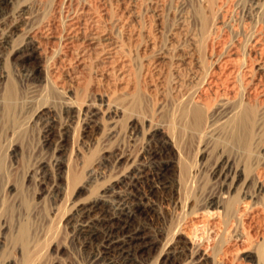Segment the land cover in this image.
Segmentation results:
<instances>
[{
  "label": "rangeland",
  "instance_id": "1",
  "mask_svg": "<svg viewBox=\"0 0 264 264\" xmlns=\"http://www.w3.org/2000/svg\"><path fill=\"white\" fill-rule=\"evenodd\" d=\"M199 1L8 0L0 16V264H264V191L250 183L228 194L219 175L220 159L236 154L220 134V94L208 95L205 128L187 114L210 49L234 47L240 64L264 65V0ZM71 24L84 37L77 54L65 53ZM246 73L235 95L257 84L259 113L264 70ZM165 180L179 189L162 188ZM211 199L218 205L207 207ZM231 202L243 207L239 219ZM107 218L139 230L126 257L107 244Z\"/></svg>",
  "mask_w": 264,
  "mask_h": 264
},
{
  "label": "bare ground",
  "instance_id": "2",
  "mask_svg": "<svg viewBox=\"0 0 264 264\" xmlns=\"http://www.w3.org/2000/svg\"><path fill=\"white\" fill-rule=\"evenodd\" d=\"M71 1V0H70ZM202 6H208L212 3L213 0H200ZM199 1V2H200ZM105 3V2H104ZM8 4V0H0V16H2L5 12V8ZM125 5V4H124ZM73 6V5H72ZM75 6V5H74ZM82 6V5H80ZM130 7V6H129ZM132 7V6H131ZM134 7V6H133ZM158 7V6H157ZM87 8V7H86ZM138 8V7H137ZM85 8H82V10ZM89 9V8H88ZM87 9V10H88ZM101 9V8H100ZM135 9V8H134ZM79 10V9H78ZM77 10V11H78ZM96 10V9H95ZM102 10V9H101ZM123 10V9H122ZM76 11V12H77ZM90 11V10H89ZM98 11V10H97ZM129 11V10H128ZM103 12V10H102ZM136 12V11H135ZM198 12V11H197ZM97 13V12H96ZM100 14V13H99ZM133 14V13H132ZM138 14V13H137ZM201 18L203 19L205 16L201 13ZM125 15V14H124ZM128 15V14H127ZM136 15V14H135ZM161 15V14H160ZM84 16V15H83ZM100 16V15H99ZM81 17V16H80ZM159 17V16H158ZM75 18V17H74ZM92 18V17H91ZM97 18V17H96ZM126 18V17H125ZM124 18V19H125ZM132 18V17H131ZM77 18H75L76 21ZM99 20V19H98ZM74 21V22H75ZM121 21V20H120ZM71 22V21H70ZM88 22V21H87ZM95 22V21H94ZM93 22V23H94ZM122 22V21H121ZM127 23V21H124ZM81 23V22H80ZM79 23V24H80ZM90 23V22H89ZM99 23V22H98ZM102 23V22H101ZM91 24V23H90ZM206 25V24H205ZM130 26V25H129ZM65 27V26H64ZM89 27V26H88ZM203 27V26H202ZM66 28V27H65ZM92 28V27H91ZM133 28V27H132ZM137 28V27H136ZM64 29V28H63ZM67 33L65 35V44L67 46V49L65 50V53H71L75 52L77 43L79 40L83 39L80 34L78 33L79 30H77V26L75 24H71L69 28H67ZM85 29V28H84ZM83 29V30H84ZM94 29V28H93ZM125 29V28H124ZM104 30V29H103ZM132 31V29H130ZM85 31V30H84ZM88 31V30H87ZM95 31V30H94ZM102 31V28L101 30ZM215 31V30H214ZM97 32V31H96ZM103 32V31H102ZM125 32V31H124ZM123 32V33H124ZM130 32V31H129ZM148 32V31H147ZM209 32V31H208ZM213 32V31H212ZM101 33V32H100ZM127 33V32H126ZM131 33V32H130ZM214 33V32H213ZM93 35L95 33H92ZM132 34V33H131ZM85 35V34H84ZM90 35V34H89ZM150 35V34H149ZM193 35V34H192ZM205 35V34H204ZM212 35V34H211ZM86 36V35H85ZM110 36V35H109ZM213 36V35H212ZM92 37V36H91ZM101 37V36H100ZM132 37V36H131ZM138 37V36H137ZM141 37V36H140ZM63 38V37H62ZM87 38V37H86ZM127 38V37H126ZM133 38V37H132ZM150 38V37H148ZM210 38V37H209ZM213 38V37H212ZM6 39V38H5ZM90 39V38H89ZM96 37H92L90 39L91 42H95ZM129 39V38H127ZM146 39V38H145ZM63 40V39H62ZM101 40H108V37L103 35ZM148 40V39H147ZM154 40V39H153ZM213 40V39H212ZM88 41V40H87ZM130 41V40H129ZM82 42V41H81ZM108 42V41H107ZM131 42V41H130ZM146 42V41H145ZM192 42V41H191ZM260 42V41H259ZM0 43H6L5 40H0ZM88 43V42H87ZM101 43V42H100ZM105 43V42H104ZM211 43V42H209ZM220 43V42H219ZM253 50L256 48L257 40H253ZM63 44V43H62ZM96 44V42H95ZM116 44V43H115ZM98 45V44H97ZM103 45V41H102ZM117 45V44H116ZM137 45V44H136ZM84 46V45H83ZM87 46V45H86ZM90 46V45H89ZM100 46V45H99ZM132 46V44H131ZM168 46V45H167ZM221 46V45H220ZM91 47V46H90ZM103 47V46H102ZM210 47V46H209ZM208 47V48H209ZM213 47V46H212ZM211 48V47H210ZM222 48V47H221ZM92 49V48H90ZM111 49V48H109ZM115 48H113L114 50ZM141 49V48H140ZM145 50V49H144ZM172 50V49H171ZM193 50V48H191ZM222 50V49H221ZM91 51V50H90ZM98 51V50H96ZM112 51V50H111ZM143 51V50H142ZM152 51V50H151ZM260 51V50H258ZM24 56L29 57L33 54L32 47H26L24 50ZM193 52V51H192ZM217 52V51H216ZM213 52V49H210L209 51V61L210 65L203 76V79L201 83L203 84L202 87L198 92H196L193 95V98L191 99L190 107L188 108L187 114L190 115L192 122V125L196 128L197 126H200V128H205L207 126L206 119H207V112L211 109V93L216 95L217 94L221 96V100L218 102L217 107L219 109L225 108V116L224 119L221 122V137L222 141L225 144H229L231 149L236 150L235 158H232L230 156H226L220 159L217 165H219V175L222 177L223 181L227 182V189L228 194L232 192V190H236L241 186L245 187L252 184V187L254 188V191L256 193H262L264 191V181L261 177L264 172V107L261 108V112L258 113V107L255 103H252L251 101V95L252 93L257 92L258 85L255 82V86L253 88H245L239 96L235 95V89L237 90L238 86V73L241 71L242 77L244 75H249L251 73H246L250 68H253L254 70L263 71L264 65L261 63H254V66L249 63V60H245L244 57H242L245 61L239 63L237 58V50L234 47H230L225 49L224 52L216 53ZM22 53V51H21ZM74 53V54H75ZM84 53V52H83ZM90 53V52H89ZM116 53V51L114 52ZM189 53V52H188ZM205 53V52H204ZM258 53V52H257ZM77 54V53H76ZM80 54V53H79ZM85 54V53H84ZM111 54V53H108ZM256 54V53H255ZM261 54V53H260ZM115 55V54H113ZM190 55V54H189ZM23 56V55H22ZM97 56V55H96ZM106 56V55H105ZM116 56V55H115ZM248 56V55H247ZM72 57V56H71ZM117 57V56H116ZM253 57V56H252ZM65 58V56H64ZM78 58V57H77ZM82 58V57H81ZM107 58L110 60L112 59V54L108 55ZM191 58V57H190ZM207 57H205L206 59ZM248 58V57H247ZM263 58V57H262ZM71 59V58H70ZM69 59V60H70ZM76 59V58H75ZM84 59V56H83ZM98 59V58H97ZM255 59V58H253ZM68 60V58H67ZM102 60V59H101ZM207 60V59H206ZM73 61V59L71 60ZM77 61H79L77 59ZM81 61V60H80ZM103 61V60H102ZM113 61V60H112ZM125 61V60H124ZM123 61V62H124ZM153 61V60H152ZM157 61V60H156ZM160 61V60H159ZM158 61V62H159ZM199 61V60H198ZM201 61V60H200ZM208 61V60H207ZM251 61V59H250ZM122 62V61H121ZM161 62V61H160ZM192 62V61H191ZM252 62V61H251ZM117 63V62H116ZM207 63V62H206ZM112 64V63H111ZM126 64V63H125ZM110 65V64H109ZM114 65V64H113ZM122 65V64H121ZM120 65V66H121ZM179 65V64H178ZM203 65V64H201ZM123 66V65H122ZM155 66V65H154ZM158 66V65H157ZM207 66V65H206ZM114 67V66H113ZM124 67V66H123ZM182 67V66H181ZM205 67V66H203ZM200 67V68H203ZM130 68V67H129ZM179 68V67H178ZM193 69V68H192ZM197 69V68H196ZM111 70V69H110ZM113 70V69H112ZM122 71V70H121ZM131 71V69H130ZM199 71V70H198ZM204 71V70H203ZM116 72V71H115ZM200 72H202L200 70ZM252 72V71H251ZM129 73V72H128ZM196 73V72H195ZM192 73L190 76V81H193L198 75L197 73ZM181 74V73H180ZM198 79V78H196ZM201 79V78H200ZM242 79V78H241ZM245 79V78H244ZM199 80V79H198ZM194 82V81H193ZM197 82V80H196ZM199 82V81H198ZM244 82V81H243ZM253 82V80H252ZM241 83V82H240ZM185 84V83H184ZM126 85V84H125ZM248 86V85H247ZM175 89V88H174ZM177 89V88H176ZM175 89V90H176ZM179 90V89H178ZM174 91V90H173ZM177 91V90H176ZM240 91V89H239ZM181 93V92H180ZM210 93V94H209ZM238 93V92H237ZM258 93V92H257ZM177 94V92H176ZM175 94V96H176ZM183 94V92H182ZM181 94V95H182ZM190 94V93H188ZM253 96V95H252ZM5 99V109L6 111L10 110V102L13 103V97H14V89L9 86L7 90L4 93L3 96ZM177 97V96H176ZM191 97V95L189 96ZM213 97V96H212ZM262 99L264 100V94H262ZM188 98V97H187ZM182 99V98H181ZM190 99V98H189ZM255 99V98H254ZM219 100V99H218ZM261 100V99H260ZM11 103V104H12ZM176 103V102H175ZM188 103V102H186ZM260 104V103H259ZM188 105V104H187ZM229 105V107H227ZM216 106V105H215ZM257 107V108H256ZM183 109V108H181ZM183 111V110H182ZM184 113V112H183ZM223 114V112H222ZM209 116V115H208ZM211 116V115H210ZM183 117V116H182ZM223 118V117H222ZM186 119V118H185ZM217 121V120H216ZM220 121V120H219ZM214 123V122H213ZM213 125V124H211ZM218 126V125H217ZM216 126V127H217ZM178 133V132H177ZM179 134V133H178ZM155 133H153V136ZM169 139L162 137V145H167L169 143ZM221 142V141H220ZM228 145V146H229ZM224 148V147H223ZM232 151V150H231ZM2 156V155H0ZM2 158V157H1ZM0 158V169L3 166V161H1ZM252 159L256 161L255 165H252ZM3 160V158H2ZM254 163V162H253ZM172 165L169 164L165 168L162 167V169L157 171V175L162 176L166 169H171ZM185 169V168H182ZM183 171V170H182ZM216 171V169H215ZM184 175V174H183ZM189 175V174H188ZM186 176V175H185ZM187 179V178H186ZM185 179V180H186ZM192 179V178H191ZM251 183V184H250ZM185 185V184H184ZM156 186V185H155ZM162 188H173L177 190L179 189L178 182L175 181H164L162 184ZM187 188V187H186ZM196 188V187H195ZM246 188V187H245ZM188 190V189H187ZM244 190V189H243ZM178 192V191H177ZM246 193V192H245ZM227 194V193H226ZM228 194L226 196H228ZM259 195V194H258ZM192 196V195H191ZM236 196V194H235ZM234 196H230V199H233ZM232 201V200H231ZM238 201V199H237ZM221 202V201H220ZM261 202V201H260ZM217 202L214 200H209L207 203V207H211L216 205ZM233 202L229 205V213H231L230 216L233 218L237 215H239L241 209L243 207L238 208L235 206L233 208ZM258 203V202H257ZM218 205V204H217ZM216 205V206H217ZM236 205V204H235ZM95 209V208H94ZM227 210V212H228ZM93 210L89 209L86 214L89 216V214ZM223 211V210H222ZM207 212H210L207 210ZM218 212V211H217ZM208 214V213H207ZM93 215V214H92ZM242 216V215H241ZM97 217V215H96ZM205 217V216H204ZM201 218V217H200ZM206 218V217H205ZM229 218V217H228ZM231 218V217H230ZM197 219V218H196ZM235 219V218H234ZM237 219H239L237 217ZM236 219V220H237ZM194 220V219H193ZM198 220V219H197ZM207 220V218H206ZM205 220V221H206ZM196 221V220H195ZM194 221V222H195ZM199 221V220H198ZM201 221V220H200ZM199 221V222H200ZM233 221V220H232ZM203 222V221H202ZM231 222V221H230ZM81 223V222H80ZM106 224V230H105V238L107 239V244L111 245L113 249H118L119 253L126 257L128 255V246L127 244H130L134 239L141 237L139 230H132L130 229V224L127 223V220L125 222L122 221H112L111 219L105 220L104 222ZM205 223V222H204ZM188 224V223H187ZM203 224V223H202ZM232 225V224H231ZM88 226V225H87ZM195 226V225H194ZM116 227V228H114ZM206 227V226H205ZM83 231H88L89 234L93 235L95 232L92 229H89L87 227H83ZM87 228V229H86ZM190 238V239H189ZM187 242L188 246H193V241L191 240V236L189 237ZM101 240V239H100ZM195 242V241H194ZM198 243V242H197ZM134 244V243H133ZM140 244V243H139ZM135 245V244H134ZM142 245V244H141ZM136 248V247H135ZM205 248V247H204ZM202 248V253L199 254L200 260L205 259L204 256L206 255V250ZM31 258V257H30ZM28 264V263H27Z\"/></svg>",
  "mask_w": 264,
  "mask_h": 264
}]
</instances>
